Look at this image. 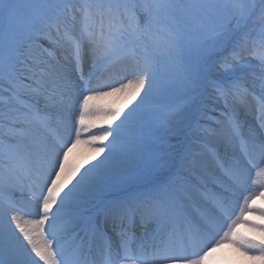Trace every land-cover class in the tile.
Returning a JSON list of instances; mask_svg holds the SVG:
<instances>
[{"label":"snow or ice","instance_id":"6c2138e0","mask_svg":"<svg viewBox=\"0 0 264 264\" xmlns=\"http://www.w3.org/2000/svg\"><path fill=\"white\" fill-rule=\"evenodd\" d=\"M258 196L264 0H0V264L264 261Z\"/></svg>","mask_w":264,"mask_h":264},{"label":"bare ground","instance_id":"6f19581e","mask_svg":"<svg viewBox=\"0 0 264 264\" xmlns=\"http://www.w3.org/2000/svg\"><path fill=\"white\" fill-rule=\"evenodd\" d=\"M108 102L111 103L112 99H110ZM122 103V99L116 100L114 106L119 107L122 105ZM117 123H119V121H112V126L115 127V124ZM107 127L108 125L104 123L103 120H101L100 122H98L97 128L94 129L92 133H86L82 138H88L93 133H95L96 135H100L103 129ZM92 152L93 149L91 146L85 144L78 145L70 155V161L76 164H82L84 167H90L91 163L96 162L95 160H90ZM101 158L102 157H97V159ZM253 203L256 206H264V197L258 196ZM245 218L255 223H264V219H261L258 214H249ZM236 231L242 236L249 237L257 241L264 240V232L259 229L252 228L250 225L240 224ZM224 252L230 253V258L233 264H264V261H261L258 258H253L251 254L248 256L243 255L240 251H238L231 245H225L223 249H218L216 253L217 257H219Z\"/></svg>","mask_w":264,"mask_h":264}]
</instances>
